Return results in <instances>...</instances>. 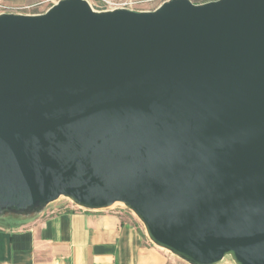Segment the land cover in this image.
<instances>
[{
	"label": "water",
	"instance_id": "water-1",
	"mask_svg": "<svg viewBox=\"0 0 264 264\" xmlns=\"http://www.w3.org/2000/svg\"><path fill=\"white\" fill-rule=\"evenodd\" d=\"M60 197L188 264H264V0L0 13V217Z\"/></svg>",
	"mask_w": 264,
	"mask_h": 264
},
{
	"label": "crops",
	"instance_id": "crops-1",
	"mask_svg": "<svg viewBox=\"0 0 264 264\" xmlns=\"http://www.w3.org/2000/svg\"><path fill=\"white\" fill-rule=\"evenodd\" d=\"M60 198L39 214L0 217V264H169L174 260L149 240L128 208L82 209Z\"/></svg>",
	"mask_w": 264,
	"mask_h": 264
},
{
	"label": "rangeland",
	"instance_id": "rangeland-1",
	"mask_svg": "<svg viewBox=\"0 0 264 264\" xmlns=\"http://www.w3.org/2000/svg\"><path fill=\"white\" fill-rule=\"evenodd\" d=\"M59 0H0V13L3 8H7L11 10V6L18 8L19 12L35 14L42 13L47 10L52 4L56 3ZM94 9L99 10V2L97 0H88ZM130 1H139L137 4V10H152L161 3L166 0H130ZM193 3L195 2H205L210 0H191ZM136 11V10H135ZM61 201H66L65 198H60ZM106 210H125V206L122 203L116 202L111 207L104 208ZM168 256L173 258L174 260L169 264H186L183 260L172 255L170 252L166 250ZM188 264V263H187ZM218 264H235L230 257H226L221 263Z\"/></svg>",
	"mask_w": 264,
	"mask_h": 264
},
{
	"label": "built area",
	"instance_id": "built-area-1",
	"mask_svg": "<svg viewBox=\"0 0 264 264\" xmlns=\"http://www.w3.org/2000/svg\"><path fill=\"white\" fill-rule=\"evenodd\" d=\"M88 1V0H87ZM99 2V10H108V9H122V8H126L129 10H136L138 8L137 4L139 3V1H130V0H97ZM88 3L90 4L91 8H93V6L91 5V3L88 1ZM18 8L12 7L11 6V10H8L7 8H3V10L1 11V13H22L21 11H18ZM97 10V9H96Z\"/></svg>",
	"mask_w": 264,
	"mask_h": 264
}]
</instances>
